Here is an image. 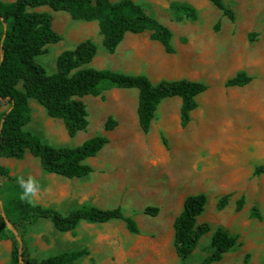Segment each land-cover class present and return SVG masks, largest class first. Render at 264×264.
<instances>
[{
	"label": "rangeland",
	"instance_id": "rangeland-1",
	"mask_svg": "<svg viewBox=\"0 0 264 264\" xmlns=\"http://www.w3.org/2000/svg\"><path fill=\"white\" fill-rule=\"evenodd\" d=\"M134 1L171 29L174 53H166L160 43L149 39L148 32L127 33L115 52L108 53L102 46L96 21L75 20L66 12L41 7L53 15V28L62 39L48 44L47 52L37 56L36 61L52 73L61 51L90 38L97 45L90 66L142 73L153 83L182 77L203 81L208 88L196 96L197 107L191 111L188 124L181 127L179 123L180 98L168 97L159 103L150 131L144 134L136 117L137 89L110 88L102 96L83 98L88 125L69 137L63 122L50 118L31 99L32 115L25 129L43 141L76 146L104 134L109 142L96 156L86 159L93 171L84 178L46 174L38 158L30 153L22 159L1 158L0 165L8 168L12 177H36L41 184L36 204L44 203L64 215L85 203L105 208L121 206L134 217L139 233L157 247L155 257L159 261L163 258L166 264H201L210 252L211 235L217 226L237 234L240 244L211 264H264V174L252 175L254 166L264 162V0H223L234 13L233 21L208 0ZM171 2L193 6L197 18L173 20ZM217 22L219 27L215 29ZM239 70L251 80L241 87H226L225 80ZM7 108L8 103L0 100V115ZM109 115L117 125L106 131L104 123ZM4 180L0 176V184ZM198 192L207 195V202L196 222L209 223L211 230L200 237L183 263L173 247L172 224L184 198ZM225 193H230L229 202L218 210L217 199ZM240 195L244 196V204L236 210L235 201ZM148 205L159 208L157 215L143 213ZM252 206L257 207L260 219L250 216ZM123 228L119 220L79 224L76 232H71H81L75 244L70 242V236L52 231L51 226L41 227L44 235L39 242L29 235L31 225L18 227V236L27 249L30 245L32 257L41 259L53 252L81 247L86 241L99 247L107 233H120ZM47 244L52 247L46 250ZM140 256L134 253L131 264H141ZM99 260L100 253H94L88 262L98 264Z\"/></svg>",
	"mask_w": 264,
	"mask_h": 264
},
{
	"label": "trees",
	"instance_id": "trees-1",
	"mask_svg": "<svg viewBox=\"0 0 264 264\" xmlns=\"http://www.w3.org/2000/svg\"><path fill=\"white\" fill-rule=\"evenodd\" d=\"M222 15L234 20L233 11L223 0H208ZM63 11L72 19L96 21L101 43L108 53H114L127 33H149V39L161 44L168 54L175 52L171 29L156 17L148 14L134 0H0V100L8 108L0 115V158L22 159L26 153L37 157L46 173L68 179L84 178L93 168L86 159L94 157L109 142L104 134H96L79 145H52L38 135L26 130L31 120L29 101L35 100L50 118L60 119L69 137H74L88 125L85 96H102L110 88L137 89L136 116L142 133L150 131L152 120L159 103L168 97L181 99L179 123L185 127L190 113L197 107L196 96L207 90L208 85L189 78L161 79L153 83L145 74H129L109 68H96L89 64L97 54V45L90 38L80 41L74 48L61 51L56 59L55 71L48 73L36 57L47 52L48 44H55L62 36L53 28V15L47 10ZM169 8L175 21L195 20L197 10L184 3L171 2ZM219 22L215 29H218ZM254 34L249 35L252 40ZM251 77L243 70L237 71L224 82L226 87L246 85ZM117 120L109 115L104 130L111 131ZM163 144L166 145L162 137ZM264 174V162L254 166L253 176ZM0 239L11 241L9 264H74L88 254L86 248L64 251L42 259L30 256L20 238L18 227L33 225L39 218H47L60 232H73L81 221L105 223L122 221L126 229L139 233L133 216L126 214L121 206L102 208L92 204H81L66 215L58 209L35 204L32 206L19 199L21 191L9 169L0 165ZM27 178V177H25ZM230 193L218 197L216 208L221 210L229 202ZM207 195L198 192L187 195L180 212L173 220V247L181 262H185L195 249L202 235L211 230L207 222L197 224L203 212ZM244 196L235 201L240 210ZM159 208L148 205L143 213L157 215ZM250 216L260 219L256 206L250 208ZM5 219L13 227L8 228ZM237 234H231L217 226L211 235L210 252L201 259V264H211L222 259L231 248L240 244Z\"/></svg>",
	"mask_w": 264,
	"mask_h": 264
},
{
	"label": "crops",
	"instance_id": "crops-1",
	"mask_svg": "<svg viewBox=\"0 0 264 264\" xmlns=\"http://www.w3.org/2000/svg\"><path fill=\"white\" fill-rule=\"evenodd\" d=\"M179 102L181 103V99ZM38 203L41 205H44V203H41V202H38ZM102 208H105V207H102ZM108 208H112V207H108ZM113 221H116V220H111L109 222H113ZM79 224H104V223H87V222L81 221ZM42 226H46V227L51 226L52 231L54 230L57 233L65 234V236H70L71 238L70 242L74 244L78 243L79 238L82 236L81 232L74 233V235H72L71 232L57 231L56 229H54L49 219L39 218L33 225H31V229L33 231L32 233L29 234L37 238L38 242H39V239L44 235L43 230H41ZM50 247H52V244H47L46 250L49 249ZM82 248H86L88 251V254L77 259L74 264H90L88 261L89 259L94 258V253L96 254L100 253V260L98 264H131L133 263L132 257L134 253L141 255L140 258L138 259L140 260L141 264H166L163 258H161V260L159 261V259L155 257L158 251H157V247L154 245L152 241L147 240L145 237H143L141 233L133 234L129 232L126 229V227L123 228V230L120 233L119 232L107 233L106 236L102 237V241H100L99 247L94 246L90 242L86 241L84 245L81 247H75V248L70 247L60 252L58 251V252L50 253L46 255L45 257L49 255H53V254H58L64 251L82 249ZM28 250H29V254L33 256V252L31 250L30 245L28 246ZM10 251H11V242L0 240V264H9ZM151 254L153 256H150ZM45 257H42V258H45Z\"/></svg>",
	"mask_w": 264,
	"mask_h": 264
},
{
	"label": "clouds",
	"instance_id": "clouds-1",
	"mask_svg": "<svg viewBox=\"0 0 264 264\" xmlns=\"http://www.w3.org/2000/svg\"><path fill=\"white\" fill-rule=\"evenodd\" d=\"M16 184L20 188L19 199L32 206H35L41 195V184L36 177L28 175L25 178L23 175L18 176ZM47 191V189H45Z\"/></svg>",
	"mask_w": 264,
	"mask_h": 264
},
{
	"label": "water",
	"instance_id": "water-1",
	"mask_svg": "<svg viewBox=\"0 0 264 264\" xmlns=\"http://www.w3.org/2000/svg\"><path fill=\"white\" fill-rule=\"evenodd\" d=\"M5 221H6L7 225H8V228L11 229V225L9 224V222L6 219H5Z\"/></svg>",
	"mask_w": 264,
	"mask_h": 264
}]
</instances>
